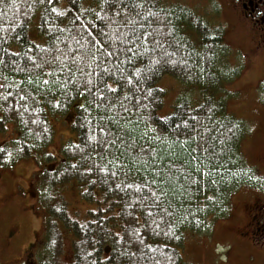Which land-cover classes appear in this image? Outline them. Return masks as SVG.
<instances>
[{
  "label": "trees",
  "instance_id": "1",
  "mask_svg": "<svg viewBox=\"0 0 264 264\" xmlns=\"http://www.w3.org/2000/svg\"><path fill=\"white\" fill-rule=\"evenodd\" d=\"M206 9L0 0V133L15 130L0 145V167L40 163L37 264H183L187 236L227 217L233 193L255 184L242 149L247 123L228 107L236 94L226 85L242 61ZM165 77L182 90L161 115ZM52 116L70 120L59 154L47 150ZM72 190L85 211L70 207Z\"/></svg>",
  "mask_w": 264,
  "mask_h": 264
},
{
  "label": "rangeland",
  "instance_id": "2",
  "mask_svg": "<svg viewBox=\"0 0 264 264\" xmlns=\"http://www.w3.org/2000/svg\"><path fill=\"white\" fill-rule=\"evenodd\" d=\"M173 1L199 9L209 6L205 12H215L214 20L225 27L224 37L231 47L232 58L239 57L237 61H242V73L226 85L227 90L236 94L230 99L228 107L229 111L247 123L249 133L242 149L247 162L258 173L255 184L253 182L233 193L227 217L214 220L208 230L187 236L181 250L183 264H264V231H253L250 224L252 216H255L256 222L264 220V94L261 90L264 81V45L258 47L260 43L251 24L253 18L249 21L243 7L246 0ZM160 85L167 91L165 105L160 111L161 115H166L172 111L174 106L171 104L181 92L182 85L171 77H165ZM50 121L54 137L47 150L59 154L62 145L72 135L70 120L52 116ZM14 131V126L9 125L6 132L0 133V145L12 137ZM39 166L37 158L30 157L12 167H0V264H30L24 252L29 250L28 243L42 236L44 213L33 206ZM68 198L73 210H79L80 206L85 211L88 207L73 190L68 192ZM24 205L27 208H23ZM20 229L21 246L13 251L9 241L12 238L7 239L6 235ZM70 236L65 230L62 255L65 261L73 258Z\"/></svg>",
  "mask_w": 264,
  "mask_h": 264
},
{
  "label": "flooded vegetation",
  "instance_id": "3",
  "mask_svg": "<svg viewBox=\"0 0 264 264\" xmlns=\"http://www.w3.org/2000/svg\"><path fill=\"white\" fill-rule=\"evenodd\" d=\"M243 7L246 10L247 17L249 18V21L253 18V30L254 33L257 34V38L259 40L260 45L258 47H262L264 45V0H257L256 3H254V0H246L243 3ZM12 167V166H11ZM41 175L38 173L36 182H35V187H36V194H35V201L33 202V206H35V210H41L43 212V209L40 205V183H41ZM31 192V191H30ZM29 192L30 196L32 194ZM30 207V205L28 204ZM23 208H27L26 205H24ZM44 213V212H43ZM255 216H252V222L250 224L253 225V231H264V220L263 222H256ZM44 231L45 227H43L42 231V236L40 239L32 241V243H28V249L25 253H27L29 263L30 264H35L36 261L38 260V252L40 248V244L43 242L44 238ZM22 229H20L18 232H11L6 235V238L8 239L11 237L12 239L9 240L10 244L13 247V251L16 250L18 247L21 246V236H22ZM33 260V262L31 261Z\"/></svg>",
  "mask_w": 264,
  "mask_h": 264
},
{
  "label": "snow or ice",
  "instance_id": "4",
  "mask_svg": "<svg viewBox=\"0 0 264 264\" xmlns=\"http://www.w3.org/2000/svg\"><path fill=\"white\" fill-rule=\"evenodd\" d=\"M45 83H47V82H45ZM111 91H115V89H111Z\"/></svg>",
  "mask_w": 264,
  "mask_h": 264
}]
</instances>
